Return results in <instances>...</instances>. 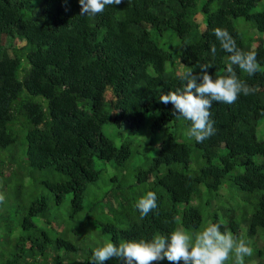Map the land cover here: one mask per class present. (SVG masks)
Wrapping results in <instances>:
<instances>
[{"label": "trees", "instance_id": "16d2710c", "mask_svg": "<svg viewBox=\"0 0 264 264\" xmlns=\"http://www.w3.org/2000/svg\"><path fill=\"white\" fill-rule=\"evenodd\" d=\"M217 27L261 70L232 66L256 91L213 102L216 133L197 143L160 95L202 64L226 74ZM226 188L242 204L226 206ZM148 191L157 208L142 218L135 204ZM0 194V264H93L104 242L209 222L253 250L245 264H264V0H122L96 15L78 0H0Z\"/></svg>", "mask_w": 264, "mask_h": 264}, {"label": "clouds", "instance_id": "9594fccd", "mask_svg": "<svg viewBox=\"0 0 264 264\" xmlns=\"http://www.w3.org/2000/svg\"><path fill=\"white\" fill-rule=\"evenodd\" d=\"M81 15L102 13L107 5H119L122 0H78ZM220 47L229 53L226 74L213 79L208 74L210 65L202 64L199 72L191 70L181 73L182 86L175 91L160 95V102L173 105L174 116L191 122L186 135L201 143L216 133L214 121L210 118L213 102L234 103L242 93L253 94L256 88L237 78L233 65L252 76L261 70L253 51L244 52L237 47L235 39L226 29H213ZM213 55L216 46H211ZM0 194V203L4 202ZM141 217L147 216L157 208V196L148 191L135 204ZM253 250L244 240L236 238L229 230L221 232L220 225L209 222L202 230L188 232L176 228L168 235L156 234L150 240H126L117 246L104 242L93 250V264H103L113 257L123 259L125 264H156L167 260L169 264H225L234 255V264H245V257Z\"/></svg>", "mask_w": 264, "mask_h": 264}, {"label": "rangeland", "instance_id": "374dc122", "mask_svg": "<svg viewBox=\"0 0 264 264\" xmlns=\"http://www.w3.org/2000/svg\"><path fill=\"white\" fill-rule=\"evenodd\" d=\"M237 25H238V28L241 29L242 25H245V28H244V32L247 33L248 36H251L250 34V31L249 30H252L250 29V24L247 23V22H243L241 19L237 20ZM254 33L256 32L255 30H252ZM260 36V34H258ZM146 129L148 130V127H146ZM104 132L105 134L111 138L117 145L120 144V138L116 136V130L112 127V126H106L104 128ZM179 133V132H177ZM180 135H182L183 137H187L186 135V131L185 130H181ZM126 138L129 137V136H125ZM125 138V139H126ZM155 139L161 141L162 140V132L158 133V135L155 137ZM140 142H141V139L139 138ZM133 161H136V159L134 158ZM202 159L200 158V156L198 154H194L192 156V163L193 165H195L196 163H202ZM113 174V170L110 169L109 167L107 168V170H103L102 171V174H101V182L103 184L106 183V186H107V180L108 178ZM226 193H227V196L225 197L223 203L226 205V206H234L236 207L237 206V201H240L241 202V199H240V196L237 194V192L234 190V189H228L226 188ZM242 204V202H241ZM261 243H263V241H261ZM233 256V255H230V257ZM249 264H257V262L255 260H249L248 261Z\"/></svg>", "mask_w": 264, "mask_h": 264}]
</instances>
